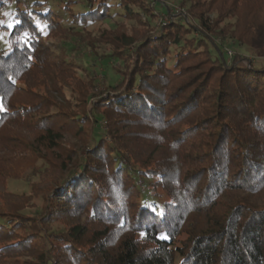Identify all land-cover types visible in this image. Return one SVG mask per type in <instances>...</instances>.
Returning <instances> with one entry per match:
<instances>
[{"label":"trees","instance_id":"obj_1","mask_svg":"<svg viewBox=\"0 0 264 264\" xmlns=\"http://www.w3.org/2000/svg\"><path fill=\"white\" fill-rule=\"evenodd\" d=\"M138 1L0 0V178L9 176L2 152L24 150L43 163L37 177L54 172L48 183L58 189L50 196L49 220L87 213L104 225L93 240L84 224H74L52 246L42 231H26L33 226H23L19 210L6 207L0 213V264L21 252L34 257L32 264H264V66L236 55L229 63L224 44L217 43L264 51V0H173L184 17L159 25L154 38L121 44L134 45V62L126 74L117 72L119 81L109 86L114 93L97 100L86 156L84 148L65 146V122L56 121L68 118L69 131L86 138L87 114L45 112L56 107L51 97L62 93L74 72L88 71L66 55L69 41L52 49L48 38L83 35L89 24L112 20V8L141 25H150L155 12L170 16L160 1L154 8L150 0ZM120 53L101 60L122 64ZM197 57L207 71L196 74L197 81L196 75L184 80L183 63ZM216 74L215 108L203 114L206 87ZM109 112L126 116L112 122L119 130L128 122L156 125V138H147L174 154V166L163 170L154 161L141 162L134 146L110 130L112 144L101 132L96 137L93 127L109 121ZM180 118L193 122L170 132ZM13 134L14 151L7 141ZM200 138L199 149L186 155L183 145L190 148ZM193 155L194 165L187 159ZM186 164L193 166L184 171ZM162 181L174 187L169 193L161 188L165 197L156 192Z\"/></svg>","mask_w":264,"mask_h":264},{"label":"rangeland","instance_id":"obj_2","mask_svg":"<svg viewBox=\"0 0 264 264\" xmlns=\"http://www.w3.org/2000/svg\"><path fill=\"white\" fill-rule=\"evenodd\" d=\"M150 1V3L147 1L145 3H149L151 8L155 7L154 3L159 1L162 2L164 6L168 7L166 11L170 16L167 17L155 12L154 14L157 17H155L152 22L150 21V25H141L138 18L133 20L125 18L121 19L117 16L116 8H112V20L107 19L95 22L94 24H89L87 30L83 31V35H76L75 38H72L66 35L65 32H60V34H53L50 36L46 42V45L52 49H56L64 47L63 44L69 41L71 44L67 49L66 55L70 58H74L81 68H86V70H88L83 71L79 69V71L74 72L72 79L67 80V85L63 88L62 93L51 97L56 107H51L45 110V112L57 114L58 117L63 116L66 112L80 115L85 112V114H87L88 118L86 117V122H88L86 123L87 125H85V129L87 130L86 138L83 137V135H80L79 137L76 130L72 132L71 130L69 131L67 125L68 118H62L56 121V124L58 125L65 122L63 131L65 138L63 143L65 146L67 148H73L75 146L76 148H80V150H82L81 148H84V150L80 152L82 157L86 156L87 153L88 143L85 144V142L91 139L90 130L94 124L91 112L94 109H97V100L114 93V90L109 86L115 85L120 79L118 73L123 74L125 72L126 74V70H128L129 66L134 62L132 57L134 45H130L127 48L121 44H125L131 40L133 42L143 41L147 36H152V38H154L156 35L155 30L159 28V25H171L185 15V12L181 11L175 5L173 0ZM139 17V19L144 22L148 21L147 17L142 13L139 14ZM76 38L79 39L74 41ZM86 43L92 44L93 49L87 48V46H85ZM217 43L224 44L223 49L226 54L224 57L226 58L227 56V62L229 63L232 62L236 55L240 57L242 56L247 61H253L257 67L264 66V51H251L248 48L240 47L231 42H227L226 40L221 41L220 39H217ZM91 50H94L93 52L96 57H94L93 53H90L92 52ZM118 50L121 51L120 59H123L125 61L124 63L120 64L119 60L116 58L101 60L103 56L112 55L113 53L117 54ZM228 51L231 53V56H228ZM126 53H129L130 55H127ZM171 55H173V53ZM200 57L202 59V56ZM200 57H197L190 62H184L185 64L183 63L184 69L188 70L184 80L192 79L196 74L207 71L208 67H201L202 64L199 63L201 62V59H199ZM198 79H200V77L196 75L194 81H197ZM218 85L219 74H216L206 87L205 95L207 99L203 102V106L200 109V112L203 114L206 112L209 113L215 108V95L218 91ZM29 87H31V85L27 86V88ZM86 88H88V91L84 100L82 91L86 92ZM38 103L39 101L35 102V104ZM103 109L104 108H99V114L103 112ZM109 117V121L103 119L95 128L93 127V132H97L95 133L96 137L98 132H101L103 139L108 144H112L113 141L111 136L107 135L108 130H110L112 136H116V134L123 136L125 142H129L130 146H134L132 152L136 157L140 158L139 160H141V162L154 161L156 168L163 170L174 166V154L168 152L160 143H156V141L154 142L147 138V136H153L156 138L155 134H157V132L155 131L157 129L154 127L156 125H151L153 127H150V124L128 122L129 127L127 129L122 128V130H119L117 129V125H114V123L112 124V122L126 116L118 112H109ZM177 121H179L180 124L176 127L169 128V131L175 134H178L180 129L184 127L186 123L191 125L193 122L192 119L181 120V118ZM108 122L111 123L109 124ZM25 134V131L22 132L20 137ZM7 141H10V145L8 146L9 148L11 147L12 150H15V148L18 147L16 134H13L12 137L9 136ZM202 141V138L197 139L190 148L187 144L183 145L185 148V154L189 155L198 150ZM156 148L159 149L156 150ZM3 152L1 156H4L7 160L6 166L9 170V176L6 178H0V213L4 212L6 207H10L9 209H11V212L19 210L20 214H23V217L26 218L23 226L28 227V224L33 226L31 230L27 229L26 231L34 234H38V231H42L47 244L52 243V246L55 245L57 236L64 235L68 228L77 223L84 224L89 231V237L93 236L94 240V232L103 228L104 225L90 220L87 213H82L80 216L75 217L70 215L72 217L52 218V220H49L50 214L48 211L49 206H51V201L53 200L50 196L51 193L53 194L55 190L58 189L56 184L48 183L51 179L50 177L54 175V172L51 169H46L47 171L44 175L42 173L37 177L36 170L43 166L41 161H37L30 157V154L24 150L16 151L17 154L15 156H10V153L6 151ZM193 157L194 155L187 159H190L189 161L194 165L195 162ZM192 166L186 164L184 171H188ZM144 167L147 168L146 166ZM156 186V192L163 197H165V192L162 191V189L166 190L168 193V189L174 191L171 182L162 181V184H157ZM51 188L55 189L51 191ZM27 220H29V222ZM182 237H185V235H182ZM47 244L44 245L45 248ZM56 252L57 253L54 254V257L59 256L60 249L58 248V251ZM33 258L34 257L31 256L29 252L14 253L5 257L1 264H32Z\"/></svg>","mask_w":264,"mask_h":264},{"label":"snow or ice","instance_id":"obj_3","mask_svg":"<svg viewBox=\"0 0 264 264\" xmlns=\"http://www.w3.org/2000/svg\"><path fill=\"white\" fill-rule=\"evenodd\" d=\"M9 27H11V25H9ZM25 35H27V33H25ZM4 110V105L2 102H0V111Z\"/></svg>","mask_w":264,"mask_h":264},{"label":"built area","instance_id":"obj_4","mask_svg":"<svg viewBox=\"0 0 264 264\" xmlns=\"http://www.w3.org/2000/svg\"><path fill=\"white\" fill-rule=\"evenodd\" d=\"M227 54H228V56H231V53L229 51L227 52Z\"/></svg>","mask_w":264,"mask_h":264}]
</instances>
